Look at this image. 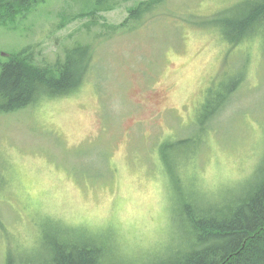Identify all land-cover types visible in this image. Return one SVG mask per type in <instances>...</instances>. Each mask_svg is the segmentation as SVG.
<instances>
[{"label":"rangeland","instance_id":"obj_1","mask_svg":"<svg viewBox=\"0 0 264 264\" xmlns=\"http://www.w3.org/2000/svg\"><path fill=\"white\" fill-rule=\"evenodd\" d=\"M95 1L45 0L0 25V60L25 50L55 67L77 44L91 53L75 90L0 111V264L42 261L55 229L102 243L114 234L110 253L153 263L192 241L188 197L237 198L264 174V15L238 45L222 36L223 19L243 22L262 0H161L128 20L147 0H117L79 17ZM234 71L238 84L201 123Z\"/></svg>","mask_w":264,"mask_h":264},{"label":"trees","instance_id":"obj_2","mask_svg":"<svg viewBox=\"0 0 264 264\" xmlns=\"http://www.w3.org/2000/svg\"><path fill=\"white\" fill-rule=\"evenodd\" d=\"M45 0H0V25L13 24L17 17L25 16L37 4ZM117 0H96L95 6L80 16H94L98 9L110 8ZM161 0L141 1L129 10V18L141 14ZM252 15L244 17L243 22L234 23L223 19L226 26L223 36L232 39L238 37L251 19H260L264 15V2L254 4ZM254 15L256 16L254 18ZM221 23V18L218 19ZM87 45L77 44L65 51L62 62L55 67H40L24 56L25 50L9 54L0 60V111H13L34 102L41 93L45 96L67 94L75 90L81 83L86 71L91 53ZM86 57V58H85ZM57 69L56 72L54 70ZM239 81L234 82V88ZM222 104L206 106L201 114L202 121L211 117ZM211 114H206L210 112ZM186 138V137H185ZM189 146L196 138L187 137ZM191 147V146H190ZM195 150V149H194ZM191 151V153L194 152ZM173 176L183 180L173 168ZM190 177H187V183ZM185 187V184L183 185ZM187 188V187H185ZM202 202L190 200L182 204V214L190 228V241L181 250L173 248L171 254L166 252L153 263L144 264H264V174L258 184L243 196L233 197L223 202L201 205ZM196 205V206H195ZM53 224H57L53 222ZM64 230L55 229L47 236L46 245L40 247L39 257L42 261L33 262L30 258L21 264H130L121 260L119 253H110L107 246L118 250L117 240L107 236L109 241L102 243L92 239L77 236V239L62 237ZM46 255L45 257L43 256ZM6 257L5 264L12 260ZM117 258V259H116Z\"/></svg>","mask_w":264,"mask_h":264},{"label":"bare ground","instance_id":"obj_3","mask_svg":"<svg viewBox=\"0 0 264 264\" xmlns=\"http://www.w3.org/2000/svg\"><path fill=\"white\" fill-rule=\"evenodd\" d=\"M264 2V0H262L260 3H258V4H261V3H263ZM156 4H158V3H156ZM156 4H153L152 5V8L153 7H155L156 6ZM254 5V4H253ZM253 5H251V7L250 8H248L247 9V11H246V14H245V16L244 17H246V18H248L250 15H252V12H253ZM243 17V18H244ZM256 16L254 15V18H255ZM242 18V19H243ZM261 19H251V25H247V27H246V30H244V31H242V34L238 37V39L236 40V37L235 36H233L232 35V39H229V38H227V37H225V36H223V39L228 43V44H230L232 47H234V46H236V45H238L239 43H240V41H242L243 39L245 40L246 39V36H248L247 35V33L249 34V31H252V30H255V29H257V27H258V25L259 24H261V22H259ZM234 22V21H233ZM222 25V24H221ZM223 26V25H222ZM223 29H224V27H223ZM253 32H255V31H253ZM243 70V69H242ZM242 74H243V71L241 72V76L239 75V72L238 71H234V73L233 74H230V75H228V77H227V82H229V83H231V84H229V87L226 89L225 88V85L224 84H222V87L220 88V90L218 91V94H216V98H215V100H214V105H217V104H223L225 101H226V96L227 95H230V93L234 90V82L235 81H239L240 79H241V77H242ZM221 86V85H220ZM186 139H187V137L186 138H183L182 140L183 141H186ZM178 140H180V139H178ZM178 142V141H177ZM176 142V143H177ZM176 143H175V145H176Z\"/></svg>","mask_w":264,"mask_h":264}]
</instances>
